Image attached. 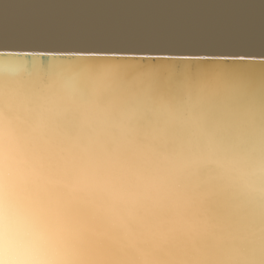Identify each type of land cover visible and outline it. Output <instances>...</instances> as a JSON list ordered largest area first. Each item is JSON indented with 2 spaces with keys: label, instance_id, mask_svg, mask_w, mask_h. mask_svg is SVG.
Instances as JSON below:
<instances>
[{
  "label": "water",
  "instance_id": "water-1",
  "mask_svg": "<svg viewBox=\"0 0 264 264\" xmlns=\"http://www.w3.org/2000/svg\"><path fill=\"white\" fill-rule=\"evenodd\" d=\"M100 109L109 130L166 153L194 152L188 129L204 123L264 188V0H0V113L22 128L50 115L58 145L78 127L94 138L80 122ZM199 177L210 237L164 259L264 264V196H242L211 166Z\"/></svg>",
  "mask_w": 264,
  "mask_h": 264
},
{
  "label": "bare ground",
  "instance_id": "bare-ground-1",
  "mask_svg": "<svg viewBox=\"0 0 264 264\" xmlns=\"http://www.w3.org/2000/svg\"><path fill=\"white\" fill-rule=\"evenodd\" d=\"M100 111L98 118L80 122L94 128V138L85 139L78 127V140L58 145V123L50 115L43 120L48 139L62 149L53 161L59 179L76 186L71 194L63 188L54 193L74 229L76 264H176L164 259L170 248L210 237L200 221L206 195L197 188L204 178L209 192L208 175L201 179L203 167L178 165L191 152L166 153L127 138L121 128L109 130L108 112Z\"/></svg>",
  "mask_w": 264,
  "mask_h": 264
},
{
  "label": "clouds",
  "instance_id": "clouds-1",
  "mask_svg": "<svg viewBox=\"0 0 264 264\" xmlns=\"http://www.w3.org/2000/svg\"><path fill=\"white\" fill-rule=\"evenodd\" d=\"M23 123L0 113V264H76L74 229L54 196L59 188L71 194L76 186L59 179L53 161L62 149L48 139L44 121ZM188 141L195 151L178 165L211 166L218 180L242 196H264L248 156L225 135L193 119Z\"/></svg>",
  "mask_w": 264,
  "mask_h": 264
}]
</instances>
